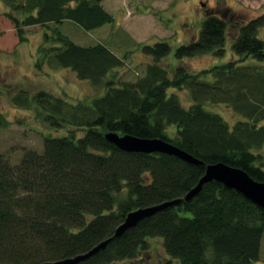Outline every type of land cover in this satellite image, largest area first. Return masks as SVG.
<instances>
[{
	"label": "trees",
	"instance_id": "trees-1",
	"mask_svg": "<svg viewBox=\"0 0 264 264\" xmlns=\"http://www.w3.org/2000/svg\"><path fill=\"white\" fill-rule=\"evenodd\" d=\"M18 42L25 28L41 27L35 67L69 70L102 90L91 100L69 103L40 90L12 98L65 136L45 137L41 152L24 151L17 163L0 154V264H42L84 254L113 238L131 211L176 199L182 201L144 219L78 264H148L151 239L159 238L176 264H257L264 234V209L236 190L212 181L190 201L183 197L198 183L205 166L222 162L264 183V75L241 65L264 61L259 30L264 16L247 20L229 8L204 12L198 37L174 50L178 61L225 55L227 32L238 64L227 62L190 73L182 63L169 70L159 62L172 47L158 41L141 48L152 62L142 77L116 84L105 80L124 65L103 43L81 45L60 29L67 22L82 31L112 24L103 0H2ZM114 76V75H113ZM174 90V92H169ZM188 90L185 108L176 91ZM225 104L243 119L233 126L205 105ZM8 121L0 114V127ZM80 130L83 135H75ZM160 138L203 162L123 152L105 134Z\"/></svg>",
	"mask_w": 264,
	"mask_h": 264
},
{
	"label": "rangeland",
	"instance_id": "rangeland-1",
	"mask_svg": "<svg viewBox=\"0 0 264 264\" xmlns=\"http://www.w3.org/2000/svg\"><path fill=\"white\" fill-rule=\"evenodd\" d=\"M220 5L232 12L243 14L247 20L264 16V0H103L102 6L110 13L114 21L93 31H82L80 28L64 22L60 30L70 39L81 45L103 43L116 56L124 59V65L112 72L105 80L133 82L142 77L150 57L142 54L141 48L158 41H166L172 47L171 53L159 64L171 69L182 63L190 73L219 66L227 62L238 64L239 57L231 51V36L227 32L225 55L217 58L211 54L185 58L178 61L174 57L177 46L189 43L198 37L204 20V12ZM7 8L0 0V114L8 121L6 127H0V154L7 156L12 163H17L24 151L41 152L45 137L65 136L71 128L55 131L38 121L32 111L19 109L12 104V98L20 91L33 94L40 90L61 97L69 103L91 100L103 92L87 81H80L69 70H51L47 66L37 70L35 67L36 52L42 43L41 27L25 28L27 42L21 44L15 34L11 21L5 16ZM259 37L264 40V27L259 30ZM241 65L254 68L264 75V61L251 58ZM114 75V76H113ZM174 92V90H169ZM181 104L187 108L192 104L188 90L176 91ZM206 109L218 113L233 126L243 118L225 104L205 105ZM264 124V119L259 125ZM76 136L83 132L75 130ZM264 155V149L259 151ZM162 240L151 239L148 264H168ZM116 264H138L125 261ZM170 264H176L172 261ZM257 264H264V234L261 241L260 259Z\"/></svg>",
	"mask_w": 264,
	"mask_h": 264
},
{
	"label": "water",
	"instance_id": "water-1",
	"mask_svg": "<svg viewBox=\"0 0 264 264\" xmlns=\"http://www.w3.org/2000/svg\"><path fill=\"white\" fill-rule=\"evenodd\" d=\"M105 138L110 144L123 152L144 154L161 153L178 157L193 165H203V162L180 150L170 142L160 138H138L131 135H119L113 132L106 133ZM212 181L221 183L228 189L238 191L253 204L264 209V183L253 180L244 170L231 167L222 162L206 165L203 176L199 179L196 186L183 197V201H190L200 192L203 185ZM181 201L182 199H176L170 202H163L155 206L131 211L126 215L124 221L116 228L113 238L122 236L128 230L137 227L144 219L149 218L168 207L177 205ZM113 238H109L99 243L88 252L77 255L74 258H67L55 262H45L42 264H78L89 259L101 249L105 248Z\"/></svg>",
	"mask_w": 264,
	"mask_h": 264
}]
</instances>
